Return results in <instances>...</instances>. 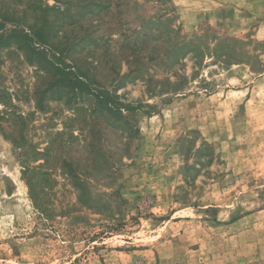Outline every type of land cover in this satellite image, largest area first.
Listing matches in <instances>:
<instances>
[{
	"label": "rangeland",
	"instance_id": "rangeland-1",
	"mask_svg": "<svg viewBox=\"0 0 264 264\" xmlns=\"http://www.w3.org/2000/svg\"><path fill=\"white\" fill-rule=\"evenodd\" d=\"M197 1L0 0V264H264V18Z\"/></svg>",
	"mask_w": 264,
	"mask_h": 264
},
{
	"label": "crops",
	"instance_id": "crops-1",
	"mask_svg": "<svg viewBox=\"0 0 264 264\" xmlns=\"http://www.w3.org/2000/svg\"><path fill=\"white\" fill-rule=\"evenodd\" d=\"M205 4L199 8V4ZM195 17L225 25L222 20L230 17L264 18V0H200L196 2ZM192 11V12H193Z\"/></svg>",
	"mask_w": 264,
	"mask_h": 264
},
{
	"label": "trees",
	"instance_id": "trees-1",
	"mask_svg": "<svg viewBox=\"0 0 264 264\" xmlns=\"http://www.w3.org/2000/svg\"><path fill=\"white\" fill-rule=\"evenodd\" d=\"M21 35H22L21 39L24 41V44L28 47V52H30V54L33 58L37 57L38 59H40V60H42L48 64H51V61L49 59V55H48L47 51L46 50H40V49L34 47V44H38L41 46L42 45L45 46L48 44V40L44 36H42L40 34V32L33 31L32 34H27V33L23 32ZM180 37L176 38L177 39L176 43H170L169 42L172 46H167V48H166V49L171 50V51L175 49L173 56L174 55L178 56L181 52H184L183 55H187V54L193 52L189 46L190 44L186 43L185 40L183 39V37L182 38H180ZM34 39H36V42ZM168 39H169V35H168ZM23 48L24 47H22V46L20 47V49H23ZM62 52H64V51H62ZM73 70L75 71L76 69H72L71 71H66V70L63 71V75L65 77H67L70 82H72V80H74L76 83L82 85V83L84 81H87L88 77L86 74H79V73L74 72ZM99 102L102 103L104 105V109L108 110L110 113L115 114V115H121L119 113V109L117 108V104L115 102H113V103L108 102L107 99H101V100H99ZM77 179H78L79 184L80 183L83 184V182H80L79 177H77ZM83 195L87 196V199L89 200V198H88L89 194L87 192H84L81 190V194L79 196V200L81 202L83 201Z\"/></svg>",
	"mask_w": 264,
	"mask_h": 264
}]
</instances>
